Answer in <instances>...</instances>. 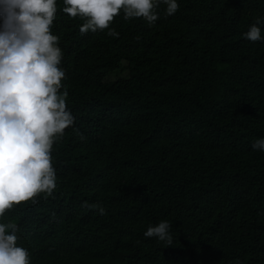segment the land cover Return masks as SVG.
Returning <instances> with one entry per match:
<instances>
[{
  "label": "trees",
  "instance_id": "trees-1",
  "mask_svg": "<svg viewBox=\"0 0 264 264\" xmlns=\"http://www.w3.org/2000/svg\"><path fill=\"white\" fill-rule=\"evenodd\" d=\"M177 3L82 34L56 0L75 120L53 138L52 193L0 216L30 264H264V24L244 36L264 0ZM161 221L171 244L144 236Z\"/></svg>",
  "mask_w": 264,
  "mask_h": 264
},
{
  "label": "clouds",
  "instance_id": "clouds-1",
  "mask_svg": "<svg viewBox=\"0 0 264 264\" xmlns=\"http://www.w3.org/2000/svg\"><path fill=\"white\" fill-rule=\"evenodd\" d=\"M63 11L71 17L87 18L82 34L109 28L123 9L124 19L144 18L154 24V11L166 5V16L176 13L177 0H63ZM56 0H0V216L12 207L44 192L50 195L55 184L51 163L53 138L63 135L75 118L58 95L64 71L58 67L62 52L58 37L50 33ZM264 19L257 18L244 33L246 39H262ZM109 35H118L110 30ZM264 151V138L252 143ZM34 203L36 201H33ZM87 207V205H85ZM99 212L105 209L96 205ZM170 224L161 221L149 226L146 238L156 237L171 244ZM10 228L11 232H6ZM15 225L0 224V264H30L28 251L17 246Z\"/></svg>",
  "mask_w": 264,
  "mask_h": 264
}]
</instances>
